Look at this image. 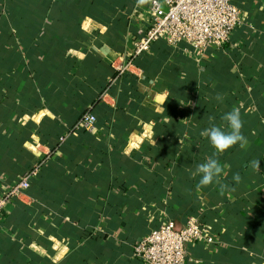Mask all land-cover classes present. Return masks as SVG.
<instances>
[{"label":"crops","instance_id":"0c3cea01","mask_svg":"<svg viewBox=\"0 0 264 264\" xmlns=\"http://www.w3.org/2000/svg\"><path fill=\"white\" fill-rule=\"evenodd\" d=\"M150 1L0 0V195L39 167L0 215V264H145L133 247L190 217L215 242L186 264H264V0H234L244 21L223 47L165 35L135 57ZM233 107L248 143L198 187L215 151L200 133ZM88 113L94 133L76 127Z\"/></svg>","mask_w":264,"mask_h":264},{"label":"built area","instance_id":"2783aa9c","mask_svg":"<svg viewBox=\"0 0 264 264\" xmlns=\"http://www.w3.org/2000/svg\"><path fill=\"white\" fill-rule=\"evenodd\" d=\"M243 21L234 0H151L148 25L138 30L134 56L145 54L165 35L170 45L183 44L201 56L211 47L226 45ZM96 122V116L88 113L78 128L94 133ZM38 173L39 167L26 172L0 195V215L25 195ZM199 241L212 244L215 239L198 218H188L180 230L173 220H168L133 247V257L145 264H186L187 247Z\"/></svg>","mask_w":264,"mask_h":264},{"label":"clouds","instance_id":"9594fccd","mask_svg":"<svg viewBox=\"0 0 264 264\" xmlns=\"http://www.w3.org/2000/svg\"><path fill=\"white\" fill-rule=\"evenodd\" d=\"M139 5L148 3V0H137ZM218 101L223 100V96L217 94L215 97ZM191 103V102H190ZM209 126L201 131L200 135L208 139L210 145L215 150L213 155L206 158L205 162L196 166L195 174L200 176L198 187L208 186L212 183L219 184V176L223 172V167H229L228 165L221 166L217 155L223 153L229 148L239 144L241 148L247 145V137L243 134L242 129L244 122L241 118L239 107H233L230 111L225 112L221 116L222 125L215 123L214 116L207 117ZM254 171H260V160L253 159L248 164ZM241 176L236 173L233 176L235 183L241 182ZM226 186H221V195L223 189Z\"/></svg>","mask_w":264,"mask_h":264},{"label":"trees","instance_id":"16d2710c","mask_svg":"<svg viewBox=\"0 0 264 264\" xmlns=\"http://www.w3.org/2000/svg\"><path fill=\"white\" fill-rule=\"evenodd\" d=\"M30 3H32L31 0H30ZM30 5H31V4H30ZM32 7H34V6H32ZM96 118H97V117H96ZM82 119H83V118H81V119L79 120L78 124L80 123V121H81ZM96 123H97V122H96ZM78 124L76 125V127H77L78 130H80L81 132H84V133H88L86 130L78 128Z\"/></svg>","mask_w":264,"mask_h":264}]
</instances>
